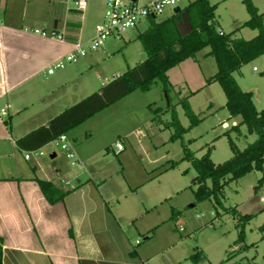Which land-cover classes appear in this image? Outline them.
<instances>
[{"label": "crops", "instance_id": "crops-1", "mask_svg": "<svg viewBox=\"0 0 264 264\" xmlns=\"http://www.w3.org/2000/svg\"><path fill=\"white\" fill-rule=\"evenodd\" d=\"M26 1L0 0V142H11L19 151L22 150L15 144L18 138L46 125L65 108L86 97L91 86L98 91L126 71L134 57L132 50H127L126 56L122 51L132 45L136 47L138 41L137 34L127 41L123 39L125 48H120L123 64L113 61L109 67L118 46L105 42L89 55L47 73L51 64L70 50V43L77 39L89 40L96 24L88 29L84 16L86 8L78 11L69 6L70 0H60V15L54 13L51 21L46 20L39 26H26ZM217 28L226 34L222 28ZM33 29L61 32L64 41L35 34ZM136 50L140 62L144 58L140 59L142 52L139 48ZM207 52L204 57H208ZM171 69L167 72L168 78ZM90 73L96 82L91 81ZM132 93L65 133L81 162L77 166L81 173L67 180L75 184L73 189L61 178L64 168L55 161L58 155L66 156L55 148L49 155L52 170L48 173L38 163L33 164V171L18 161L0 167L2 264H153L157 257L166 253L168 244L163 246L157 239L160 228L171 219L170 207L165 203L170 198L166 192L171 191L164 186L147 187L159 181V177L172 167L167 165L154 172L158 157H150L143 163L142 154H139L140 161L131 165V151L126 150L122 138L129 141L133 134L144 137L140 130L142 125L131 111L109 108ZM111 112L124 121L131 120L132 125L120 131L117 139L92 147L89 140L96 123ZM223 126L227 127L226 123ZM14 131L19 132L15 139L11 135ZM117 140L123 144L120 151L115 147ZM46 146L50 145L47 143L41 148ZM13 157L15 159V155ZM113 177L118 181L107 184ZM37 179L51 182L64 196L54 203L48 202ZM179 190L180 187H175L174 192ZM139 235L151 237H145L148 242L141 245Z\"/></svg>", "mask_w": 264, "mask_h": 264}, {"label": "rangeland", "instance_id": "rangeland-1", "mask_svg": "<svg viewBox=\"0 0 264 264\" xmlns=\"http://www.w3.org/2000/svg\"><path fill=\"white\" fill-rule=\"evenodd\" d=\"M144 1L146 0H139L140 3ZM209 2L215 4L214 14L217 20L215 22H218L216 26L222 28L226 33H231L232 37L250 39L257 33L255 29L241 26L249 18L243 0H209ZM86 3L84 16L89 29L102 20L105 5L104 0H86ZM252 3L259 12L264 11V0H252ZM69 6L75 8L74 0L69 1ZM25 8V25L39 26L46 20L51 21L54 13L60 15L62 4L60 0H27ZM171 14L172 9L167 8L157 16V19L167 18ZM180 16L179 28L182 32H186L188 25L183 11ZM146 25L147 22L144 21L138 28L126 31L124 33L126 41L128 37L136 36ZM122 41L117 42L112 39L106 41V43L114 42L118 46L114 50L115 57L109 62V67L113 65V61H120L123 64L122 53L126 56L127 50H132L134 57L129 62V67L139 61L140 56H138L136 48L142 52L140 59L145 58V53L138 41H136V47L132 45L121 53L120 48H125ZM207 50L209 47L200 50L194 57L185 59L184 63L172 67L173 69L169 71L171 88L168 95H165L160 83L157 82L148 91L136 90L127 99H123L124 101L114 105L115 107L109 108L131 111L137 116L139 124L142 125L140 130L144 133V137L131 135L129 137L131 144H128V139L122 138L126 150L131 151L129 159L131 165L140 161L139 154H142L143 163H146L150 157H158V162L153 168L154 172L169 165L170 161L177 163L174 168L167 170L163 177H159V181H155L147 187L164 186L166 190L171 191L166 192L170 194V198L165 202L170 207L171 219L166 226L160 228L158 239L155 238L162 241L163 246L168 244L169 249L162 257H157L153 264H161L166 261L168 264H264V181L263 185L254 192L257 180L264 174V162L263 170L254 169L237 180L226 183L221 191V205H218L213 199L202 202L195 199L194 190L197 185L192 181L195 170L189 161L180 160L182 142L187 144L196 157L203 155L209 148L210 159L217 164L229 159L232 155L228 136L239 149H243L256 137L254 133L247 131L245 125H241L237 131L231 129L232 120L236 118V124L240 117L229 118L228 111L224 107L225 95L217 82L201 87L205 83V79L216 71L214 59L211 56L204 57L203 55ZM254 67L256 70L253 69ZM263 71L264 54L233 72L241 89L252 92V100L258 110L264 107V75L261 74ZM89 78L96 82L91 73ZM110 78L111 76H107V79ZM93 88L94 86H91L92 90H89L88 95L96 92ZM185 97L199 119L193 126H190L191 120L178 103ZM169 103L174 107L180 124L187 128L181 139L173 141L169 140L172 128L166 126V123L171 120ZM156 107H160L162 111L157 114L156 120H152L154 115L151 109ZM148 115H150L149 120H147ZM224 123L227 127L223 126ZM96 125V130H93L89 140L94 148L104 142L117 139V134L128 129L132 125V121H124V118L115 117L111 112L103 119L100 118V122ZM224 132L228 134L225 135ZM18 133L17 131L12 132V138L15 139L19 135ZM53 148L46 146L43 148L45 155L25 160L23 150L19 151L14 148L11 142H0V167L9 162L13 164L18 161L24 168L33 171V164L38 163L48 173L52 170L49 155ZM55 149L57 152H62L58 147ZM12 154L15 155V159ZM55 161L64 168L61 174L64 182L70 180L74 174L81 173L80 167L71 165V160L66 157L58 155ZM115 180L118 181L117 177L109 179L107 184H113L116 182ZM175 187H180L179 192H174ZM244 215H251L252 218L241 222L239 218ZM241 229L243 235L239 240ZM145 237H151V235L137 236L141 245L148 242ZM161 249L165 250V248Z\"/></svg>", "mask_w": 264, "mask_h": 264}, {"label": "trees", "instance_id": "trees-1", "mask_svg": "<svg viewBox=\"0 0 264 264\" xmlns=\"http://www.w3.org/2000/svg\"><path fill=\"white\" fill-rule=\"evenodd\" d=\"M243 2L249 18L241 26L257 31L250 39L232 37L231 33L220 34L214 20L215 4H211L209 0H193L183 7L182 11L188 21L186 32H182L179 28L180 13L171 14L161 20L149 17L146 27L137 34V40L145 53L142 61L112 78L98 91L65 108L46 125L18 138L15 141L16 146L20 150L40 148L133 91H148L157 82L160 83L162 91L168 95L171 88L168 70L209 47L207 55L214 59L216 71L205 79V84L217 82L224 92V107L228 111L229 118L240 117L239 122L232 125L231 129L237 131L241 125H245L248 132L256 135L255 139L247 143L243 149H239L228 136L232 155L217 164L210 159L209 148L203 155L196 157L186 143H181L180 160L189 161L195 170L192 180L197 185L194 190L195 199L199 202L213 199L215 203L221 205L220 196L224 185L254 169L263 170L264 162V107L258 110L253 103L252 92L242 90L233 76V72L242 65L264 54V11L259 12L252 0H243ZM261 74L264 75V71ZM178 103L191 120L190 126L197 124L199 119L190 108L187 98L180 99ZM168 109L171 120L166 126L172 128L169 140L181 139L187 128L180 124L171 103L168 104ZM151 111L154 115L152 120H156L157 114L162 109L156 107ZM4 123L8 124L7 120H4ZM224 134L228 133L224 132ZM176 164V161H170L169 167H174ZM263 181L264 174L257 180L254 192L263 185ZM37 182L48 202L54 203L64 196L58 193L60 191L51 182L43 179H37ZM250 218L251 215H244L239 220L246 222ZM242 235L241 229L239 240L242 239ZM1 259L0 239V264H2Z\"/></svg>", "mask_w": 264, "mask_h": 264}, {"label": "built area", "instance_id": "built-area-1", "mask_svg": "<svg viewBox=\"0 0 264 264\" xmlns=\"http://www.w3.org/2000/svg\"><path fill=\"white\" fill-rule=\"evenodd\" d=\"M189 2L190 0H147L143 3H140L139 0H105L102 20L95 25L94 35L86 42L77 39L70 43V50L63 56L57 58L46 72L52 73L56 68H62L69 62H74L80 57L89 55L100 48L109 39L113 41H122L126 31L138 28L142 22H147L149 17L157 18V16L161 15L167 8H171L172 14H174V7L179 6L182 10ZM86 4V0H74L75 9L78 11L85 10ZM33 32L44 37H51L58 41H64V34L61 32H56L54 30L45 31L43 29H33ZM219 33L223 34L221 30H219ZM253 69L256 70L255 67ZM1 114H5L4 109H1ZM48 144L54 148L58 147L65 156L71 160V165H81L65 133L60 134L55 139L48 142ZM115 147L118 151L122 150V142L117 140L115 142ZM53 151H51V153ZM42 155H45V152L41 147L33 150H26L24 152V158L26 160ZM65 184L72 189L75 187V184L70 181H66Z\"/></svg>", "mask_w": 264, "mask_h": 264}, {"label": "water", "instance_id": "water-1", "mask_svg": "<svg viewBox=\"0 0 264 264\" xmlns=\"http://www.w3.org/2000/svg\"><path fill=\"white\" fill-rule=\"evenodd\" d=\"M181 8L179 7V6H176V7H174V9H173V12L174 13H181ZM183 15H184V17H185V21L187 22V25H188V21H187V18H186V16H185V14L183 13ZM165 95H166V93H165ZM54 156V154H52L51 155V157H53Z\"/></svg>", "mask_w": 264, "mask_h": 264}]
</instances>
